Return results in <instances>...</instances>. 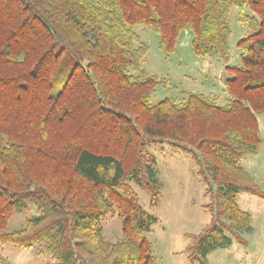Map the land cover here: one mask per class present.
Masks as SVG:
<instances>
[{
    "label": "trees",
    "instance_id": "trees-1",
    "mask_svg": "<svg viewBox=\"0 0 264 264\" xmlns=\"http://www.w3.org/2000/svg\"><path fill=\"white\" fill-rule=\"evenodd\" d=\"M233 6L254 13L241 18L239 65L229 63ZM141 23L166 55L186 29L196 54H217L230 73L226 103L191 91L154 99L169 79L140 68ZM263 113L264 0H0V242L44 245L47 264H157L146 233L158 219L130 182L159 201L147 143L167 141L192 152L212 197V219L188 247L207 264L232 244L227 231L252 229L237 196L264 195L241 165L262 143ZM31 206L37 214L1 232ZM108 214L121 223L116 241L103 234Z\"/></svg>",
    "mask_w": 264,
    "mask_h": 264
},
{
    "label": "rangeland",
    "instance_id": "rangeland-1",
    "mask_svg": "<svg viewBox=\"0 0 264 264\" xmlns=\"http://www.w3.org/2000/svg\"><path fill=\"white\" fill-rule=\"evenodd\" d=\"M245 15H254L250 7H232L229 38L231 65L241 64L242 50L238 41L249 29L248 22L241 19ZM135 32L148 46L140 68L151 75L169 79L157 86L154 99H181L184 91H191L217 97L221 105L226 103L225 81L230 73L217 54L201 56L193 51L190 30L182 32L177 50L169 55L160 49L156 32L142 23L135 26ZM259 126L262 143L256 153L241 160V165L254 177L264 194V113L259 116ZM147 150L157 161L162 196L157 203H152L150 195L141 187L134 182L130 185L141 205L158 219L146 233L153 243L157 264H200L191 261L188 247L193 241L192 235L198 234L212 219V212L206 208L212 197L206 192L207 185L198 174L192 152L167 141L147 143ZM237 198L240 207L251 214L252 229L240 230V239L227 231L232 244L211 251L207 264H264V195L241 191ZM37 212L34 206L17 211L1 232L19 229L27 218ZM102 226L107 239L116 241L121 237V223L117 215L104 216ZM0 254L9 264H47L52 260L44 245L40 244L25 248L11 242H0ZM92 262L95 264V261Z\"/></svg>",
    "mask_w": 264,
    "mask_h": 264
}]
</instances>
